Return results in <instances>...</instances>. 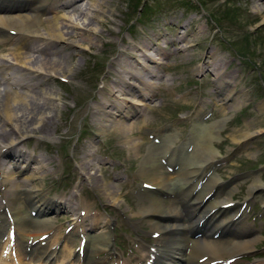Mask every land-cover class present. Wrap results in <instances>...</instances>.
I'll list each match as a JSON object with an SVG mask.
<instances>
[{"label":"rangeland","instance_id":"obj_1","mask_svg":"<svg viewBox=\"0 0 264 264\" xmlns=\"http://www.w3.org/2000/svg\"><path fill=\"white\" fill-rule=\"evenodd\" d=\"M64 1L54 0L53 4L57 7ZM86 2L81 0L78 7L82 8ZM105 8L107 11L99 22L94 18L74 17L77 19L74 22L82 27L76 31L80 44L79 47L60 45L63 63L69 67L62 74L41 75L34 80L35 74H29L26 69L17 70L5 51V60L11 61L4 62L5 76L25 78V84L30 82L35 86L29 91L24 85L26 89H20L27 94L31 107L18 105L19 117L15 121L6 123L0 116V145L13 140L38 161L43 171L36 184L50 197L69 198L74 217H113V249L99 254L104 259L99 264H118L117 254L122 262L137 264L142 249L154 245L156 240L150 227L136 214L141 201L138 197L143 178L138 176V170L142 156L128 150L124 138L109 122L103 121L104 112L96 111L98 105L115 101L114 93L110 95L108 90L110 87L113 90L118 80L116 74L121 70L118 64L126 68V54L122 55L121 51L146 43L147 38L154 42L152 36L157 34L176 39L172 36L176 27L187 26L186 31H191L186 41L196 46L179 51L176 39L177 43L162 48L169 53L167 66H161L162 70L151 79L150 91L154 96L144 111L145 123L138 120L140 127L133 131V136L141 138L138 153L144 155L148 153L147 147L158 145L153 143V131L158 129H177L174 145L180 148L189 134L190 119L200 109L207 124L226 118L220 130L223 140L213 142L220 153L215 160L222 163L215 171L223 181H232L238 188L231 198L239 205L248 195L253 180L264 183V0H107ZM56 11L60 13L59 8ZM210 52L216 60L226 62V72L235 76V89L240 94L241 109L227 115L216 102L212 72L197 70L203 62H208L212 69L214 58L207 56ZM20 71L25 76H19ZM3 89H7L5 82L0 83L1 95ZM246 123L251 126L250 131L261 133L238 143L231 141L233 132L240 130L239 135L244 136ZM185 159L188 160H184V165L194 161L193 156ZM2 163L7 165L8 160ZM211 167L207 164L204 173ZM251 171L257 172L249 174ZM246 175L249 176L242 178ZM18 178L16 174L15 179ZM210 178L207 176L203 185ZM103 181L117 186L118 205L109 202ZM191 182L190 186L198 180ZM260 195L254 192L244 209L246 222L258 232L259 242L253 250L238 255L235 264L264 262V206L259 202ZM159 199L168 203L171 198ZM51 220L62 233H68L67 228L72 227L71 216L62 211ZM139 238L144 243L139 244Z\"/></svg>","mask_w":264,"mask_h":264},{"label":"bare ground","instance_id":"obj_2","mask_svg":"<svg viewBox=\"0 0 264 264\" xmlns=\"http://www.w3.org/2000/svg\"><path fill=\"white\" fill-rule=\"evenodd\" d=\"M53 2L54 0H0V83L5 82L7 86V89L2 90L3 94H0V116L6 123L19 117L16 115L18 105L31 107L26 99L27 94L20 89L24 85L29 91L35 84H25V78L5 76L4 62L12 61L17 70L26 69L29 74H35L34 80L41 75L62 74L69 67L63 63L60 45L79 47L80 44L76 31L82 30V27L74 22L77 20L74 17L77 15L83 20L94 18L99 22L107 11V0H87L81 5L82 8L78 7L81 0H66L57 7ZM58 8L60 13L56 11ZM262 12L264 13V9ZM186 28L187 26L176 27L173 32L172 36L178 43L176 39H166V34H157L152 36L154 42L147 38L146 43L121 51L122 55L126 54V68L118 64L121 68L116 74L118 80L114 82L113 90L110 86L108 88L109 94L114 93L116 96L113 95L115 101H107V104L104 102L96 109L104 112L103 121L109 122L116 133L124 138L127 149L142 156L138 176L143 178L142 183L156 188L155 191L143 188L139 190L138 198L141 201L137 205L139 212L136 214L150 227L151 233L157 235L154 245L142 249L137 264H150L152 254L155 255L152 264H235V257L253 250L260 239L254 227L246 222L245 211H239V207L233 208V211L222 208L232 202L231 197L238 188L233 182L225 184L216 171L199 191H196L198 183L185 191L188 184L197 178V174L203 173V165L216 162V156L220 155L213 142L221 139L220 130L226 118L207 124L203 119V109H200L195 118L190 119L189 134L180 148L174 145L179 134L177 129H158L153 133L159 144L147 147L148 153L144 155L138 153L141 138L134 137L133 131L140 127L138 120L145 123L144 111L154 96L150 91L153 88L151 79L162 70L161 66H167L169 53L163 52L162 48L175 42L180 44L179 51H186L197 45L186 41V37L191 35V31H186ZM6 46L9 48L5 49ZM5 51L10 55L11 61L5 60ZM131 52L137 55H132ZM213 55L210 52L207 56L213 60ZM207 56L204 57L205 60ZM224 62L223 59L214 58L212 69L208 62H203L197 70L204 72L208 69L212 72L216 102L220 103L221 112L227 115L241 109V102L233 81L235 76L233 73L227 74ZM151 64L154 65L153 68L149 66ZM19 76L25 75L20 71ZM246 126L244 136L239 135L240 130L233 132L231 141L238 143L261 133L260 130L250 131L251 126L247 123ZM2 153L5 154L2 156ZM186 156H193L194 161L184 165V160H188L185 159ZM31 157L13 140L0 145V158L9 161L8 168H0V189L3 188L0 190V264L102 263L104 259L99 254L109 248L113 249V217H74V211L69 209V198L57 195L50 197L47 191L36 184L43 168ZM163 161L167 166L163 165ZM36 164L37 167L34 166ZM175 165L177 171L167 174L163 172L168 166L174 168ZM16 174L19 175L18 180L15 179ZM200 179L197 178L198 182ZM116 189L114 182L103 181L104 194L114 206L120 200ZM254 192L261 194L259 202L264 206V183L261 180H253L244 202L251 201ZM161 196L171 199L165 203L159 199ZM211 196L215 198L210 199ZM59 211L71 216L72 228L68 233L60 232L51 220ZM200 220H203L201 225L198 224ZM202 225L204 226L200 229L199 226ZM28 226L32 227L26 229ZM12 231L16 234L13 243L8 239V234ZM5 232L6 239H3ZM198 232L202 234L198 235ZM216 233L219 234L214 236ZM82 239L85 241L84 248L77 253L75 247L78 248ZM138 243L144 241L139 238ZM26 248L29 250H25ZM152 249L155 250L154 253ZM116 256L118 264H127L126 261H121L118 254Z\"/></svg>","mask_w":264,"mask_h":264},{"label":"water","instance_id":"obj_3","mask_svg":"<svg viewBox=\"0 0 264 264\" xmlns=\"http://www.w3.org/2000/svg\"><path fill=\"white\" fill-rule=\"evenodd\" d=\"M213 169L214 168H211V170L209 171V173L208 174H214V171H213ZM204 170V169H203ZM255 172H257V171H255ZM201 174V178H204L206 175H204L203 173H200ZM199 175V174H198ZM203 175V176H202ZM197 180V178H195V180L194 181H196ZM202 183L200 184V182L197 184V186H196V188H198V191L200 190V188L202 187ZM195 194V193H194ZM184 206H188V205H186V204H184ZM189 207V206H188ZM190 208V207H189ZM198 224H200V221L198 222ZM198 234H200L199 232H198Z\"/></svg>","mask_w":264,"mask_h":264},{"label":"flooded vegetation","instance_id":"obj_4","mask_svg":"<svg viewBox=\"0 0 264 264\" xmlns=\"http://www.w3.org/2000/svg\"><path fill=\"white\" fill-rule=\"evenodd\" d=\"M256 170V169H255ZM249 173H251V172H249Z\"/></svg>","mask_w":264,"mask_h":264}]
</instances>
